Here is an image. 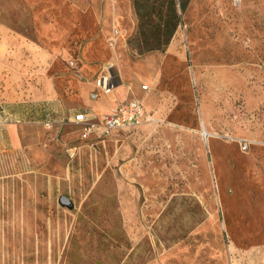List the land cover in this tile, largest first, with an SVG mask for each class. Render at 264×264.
I'll return each mask as SVG.
<instances>
[{"label":"rangeland","instance_id":"1","mask_svg":"<svg viewBox=\"0 0 264 264\" xmlns=\"http://www.w3.org/2000/svg\"><path fill=\"white\" fill-rule=\"evenodd\" d=\"M95 1L0 0V84L32 99L0 103V264H264V0H190L140 56L134 11L112 27ZM128 63L153 120L85 131Z\"/></svg>","mask_w":264,"mask_h":264},{"label":"crops","instance_id":"2","mask_svg":"<svg viewBox=\"0 0 264 264\" xmlns=\"http://www.w3.org/2000/svg\"><path fill=\"white\" fill-rule=\"evenodd\" d=\"M82 11L84 14L96 12L99 15V18L112 21V27L118 26L119 21L124 19L127 15L131 17L134 16L132 0H96L92 4L88 3V5L85 6ZM113 29L116 28L114 27ZM117 31L119 32L118 29ZM146 68V63H128L126 72H122V68L119 65L116 70L113 69V66H104L99 71L98 78L103 79L105 87H109L110 91L108 93H105L102 88L96 87L94 83L88 96L86 95L84 98H82L81 101L82 108H88L90 109V111L79 112H83L91 121L98 122L102 119L104 114L110 111V107L114 108L119 102L127 98L137 99L136 97H128L127 95L129 94V91H134V93H136L139 97L141 96V98L147 97V93L144 91L148 89V84L141 83L139 85L140 90H132L133 88L129 86V84L132 83L131 80L134 79L136 81L137 77L142 80H146L147 82H152V78L148 79V77L151 76H149V74H146ZM124 73H126L127 75L124 76ZM125 77H127V79H125ZM142 85H146L147 89H141ZM128 86L131 88V90H128ZM0 87V103H13L32 100L29 99V97H22L17 95L14 96L10 94L7 90V84L5 86L4 84H0ZM138 100L141 102L144 108L149 111L144 102L139 98Z\"/></svg>","mask_w":264,"mask_h":264},{"label":"trees","instance_id":"3","mask_svg":"<svg viewBox=\"0 0 264 264\" xmlns=\"http://www.w3.org/2000/svg\"><path fill=\"white\" fill-rule=\"evenodd\" d=\"M189 1L132 0L137 29L126 41L132 55L165 51L182 23V15Z\"/></svg>","mask_w":264,"mask_h":264},{"label":"built area","instance_id":"4","mask_svg":"<svg viewBox=\"0 0 264 264\" xmlns=\"http://www.w3.org/2000/svg\"><path fill=\"white\" fill-rule=\"evenodd\" d=\"M95 86L102 88L105 93L110 91L109 87H105L102 78L95 80ZM141 89H147V86L142 85ZM153 118V114L147 111L138 99L127 98L119 102L108 113L104 114L98 122L91 121L83 112L76 113L73 121L83 124L84 130L87 132L97 129L101 132L108 133L112 130L134 127L142 123L150 122Z\"/></svg>","mask_w":264,"mask_h":264},{"label":"water","instance_id":"5","mask_svg":"<svg viewBox=\"0 0 264 264\" xmlns=\"http://www.w3.org/2000/svg\"><path fill=\"white\" fill-rule=\"evenodd\" d=\"M60 202H61V204H63V205H70V201H69V199H68L67 197H65V196H62V197L60 198Z\"/></svg>","mask_w":264,"mask_h":264}]
</instances>
